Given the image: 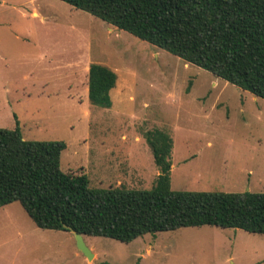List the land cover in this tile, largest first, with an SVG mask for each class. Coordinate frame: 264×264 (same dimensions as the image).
Listing matches in <instances>:
<instances>
[{"label":"rangeland","instance_id":"374dc122","mask_svg":"<svg viewBox=\"0 0 264 264\" xmlns=\"http://www.w3.org/2000/svg\"><path fill=\"white\" fill-rule=\"evenodd\" d=\"M116 74L111 106L90 104L88 67ZM62 140L60 169L93 188L149 189L143 133L173 140L170 187L264 193V99L61 0H0V128ZM41 229L16 201L0 207V264H264V235L212 225L130 242Z\"/></svg>","mask_w":264,"mask_h":264},{"label":"trees","instance_id":"16d2710c","mask_svg":"<svg viewBox=\"0 0 264 264\" xmlns=\"http://www.w3.org/2000/svg\"><path fill=\"white\" fill-rule=\"evenodd\" d=\"M264 99V0H61ZM116 74L88 67L90 104L109 108ZM158 169L149 189L93 188L60 169L62 140L0 128V207L18 202L35 226L130 242L144 234L212 225L264 235V193L170 187L173 140L143 133ZM70 232V231H69Z\"/></svg>","mask_w":264,"mask_h":264},{"label":"water","instance_id":"95a60500","mask_svg":"<svg viewBox=\"0 0 264 264\" xmlns=\"http://www.w3.org/2000/svg\"><path fill=\"white\" fill-rule=\"evenodd\" d=\"M69 231L73 234L76 249L80 251L87 259H90L92 257V253L85 244L83 236L71 229Z\"/></svg>","mask_w":264,"mask_h":264}]
</instances>
